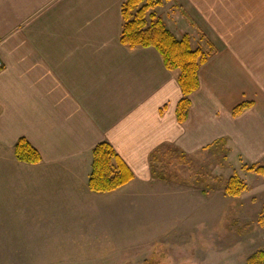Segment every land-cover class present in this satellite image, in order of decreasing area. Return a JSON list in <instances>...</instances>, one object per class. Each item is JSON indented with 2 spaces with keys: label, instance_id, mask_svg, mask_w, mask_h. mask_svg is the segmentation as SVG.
I'll list each match as a JSON object with an SVG mask.
<instances>
[{
  "label": "crops",
  "instance_id": "1",
  "mask_svg": "<svg viewBox=\"0 0 264 264\" xmlns=\"http://www.w3.org/2000/svg\"><path fill=\"white\" fill-rule=\"evenodd\" d=\"M124 1L0 0V193L9 203L29 185L44 199V218L95 196L122 199L112 208L132 205L136 185L161 187L153 159L164 147L195 154L220 139L243 161L264 165V0L172 2L217 46L199 68L182 123L177 73L154 47L120 40ZM246 100L253 105L233 116ZM22 137L40 153L38 163L16 158ZM102 141L133 178L95 193L87 191L91 151ZM78 190L84 199L72 202Z\"/></svg>",
  "mask_w": 264,
  "mask_h": 264
},
{
  "label": "rangeland",
  "instance_id": "2",
  "mask_svg": "<svg viewBox=\"0 0 264 264\" xmlns=\"http://www.w3.org/2000/svg\"><path fill=\"white\" fill-rule=\"evenodd\" d=\"M173 1L156 6L157 16L176 38L187 37L192 49L210 53L208 60L216 44ZM237 105L233 116L243 112L233 114ZM162 152L153 159L161 187L136 185L132 205L112 208L122 199L95 196L77 210L68 204L44 218L47 206L35 189L21 187L24 197L16 194L15 203L1 189L0 264H246L264 250V175L249 169L264 165L243 161L220 141L195 154L170 147ZM232 175L246 184L236 197L224 192ZM77 192L80 198L72 202L84 199ZM69 196L52 200L66 204Z\"/></svg>",
  "mask_w": 264,
  "mask_h": 264
},
{
  "label": "trees",
  "instance_id": "3",
  "mask_svg": "<svg viewBox=\"0 0 264 264\" xmlns=\"http://www.w3.org/2000/svg\"><path fill=\"white\" fill-rule=\"evenodd\" d=\"M162 3L163 0H125L121 6L120 40L128 48L154 47L161 55L165 67L177 73L182 97L175 113L177 120L182 123L186 120L191 105L190 95L199 87V67L210 53H205L200 48L192 49L187 37L178 39L165 27L154 10ZM249 104H238L233 109V114H238ZM217 141L224 142L220 139ZM14 153L19 161L35 164L41 160L38 150L23 137L16 142ZM91 156V171L87 182L91 191L111 192L132 180L131 170L110 143L102 141L96 144ZM249 169L264 175V166H251ZM245 189L246 184L232 175L224 192L236 197ZM246 264H264V250L259 249L250 255Z\"/></svg>",
  "mask_w": 264,
  "mask_h": 264
},
{
  "label": "built area",
  "instance_id": "4",
  "mask_svg": "<svg viewBox=\"0 0 264 264\" xmlns=\"http://www.w3.org/2000/svg\"><path fill=\"white\" fill-rule=\"evenodd\" d=\"M1 65H2V61H1V59H0V67H1Z\"/></svg>",
  "mask_w": 264,
  "mask_h": 264
}]
</instances>
